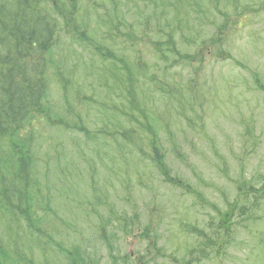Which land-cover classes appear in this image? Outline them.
<instances>
[{
    "label": "rangeland",
    "instance_id": "1",
    "mask_svg": "<svg viewBox=\"0 0 264 264\" xmlns=\"http://www.w3.org/2000/svg\"><path fill=\"white\" fill-rule=\"evenodd\" d=\"M13 2L0 0V7L9 5V8ZM87 2L69 0L67 4V20L75 22L69 32L65 31L64 23L60 26L59 44L66 50L72 44L77 19L81 13L84 16L82 10ZM30 3L33 4L31 0ZM217 5L223 14L217 10ZM49 9L54 12L51 6ZM190 9L199 10L186 19L181 17L182 11H172L169 21H160L159 28L163 33L155 30L149 38L163 42L167 33L176 31L178 49L182 54L190 55L192 63L181 60L178 67L171 69L159 63L154 54H145L141 60L149 67L134 77L130 87L136 88V101L141 106L147 104L149 114L156 115V123L152 124L146 141L150 145L143 146L147 154L141 158L131 147L108 138L113 136L115 127L111 123L121 125L118 131L125 126L105 107L94 116L95 126L90 130L93 134L98 133L108 148H98L94 157L96 171L90 174V179L83 165L86 156L77 154L75 157L76 162L82 161L76 167L74 182L82 204L80 208L68 207L64 212L77 224V233L66 239L70 247L82 245L86 256L95 262L99 259V264H138L142 255L152 256L147 253L150 249L147 242L132 234L135 220L142 222V226L148 225L157 234L161 249L156 264H264L261 246L264 243H259L264 232V203L239 212L242 204L253 206L254 199L246 190L240 200L238 192L241 186L253 188L264 197V0H206L202 7ZM182 32L186 37L180 34ZM212 37L218 41L214 45L209 43ZM150 47L149 41L141 43L142 50ZM130 59H134V54ZM53 73V86L58 88L62 78L56 70ZM121 91L125 90L109 82L101 88V100L106 103L115 94L121 95ZM60 100L61 93L57 89L51 94V106L59 104ZM88 110V103L84 107L76 106L83 118ZM33 127L37 136L35 145L42 139L50 143L45 123L36 120ZM45 129L47 135L43 138ZM136 130L128 132L134 135ZM32 131L33 128L26 129L21 132V137ZM157 135L171 177L187 185L192 194H204L211 201L209 205L215 203L222 212L230 208L236 214L231 223L238 224H233L232 234L224 236V231L212 233L207 238L210 244L220 247L219 255L200 258L201 254L193 250L197 248L195 238L183 231L188 225L209 230L216 226L219 216L211 208L201 207L194 196L165 182L164 176L152 164L154 158L145 160L154 148L151 144ZM75 136L71 134L70 137ZM78 138L68 143L70 138L66 137L60 143L69 157L75 147L83 145ZM88 145L97 148V140ZM13 158L17 161V155ZM62 159L67 161L65 157ZM99 163L108 172L97 166ZM66 174V169L60 171L58 187H62L60 183ZM87 181L89 187L95 188L84 193L88 200L84 201L80 187ZM58 199L59 196L54 207ZM98 199L107 204L108 210ZM85 203L88 209L83 210ZM56 209L60 213L62 205ZM52 215L47 218L45 236L54 221ZM87 218H90L88 227L83 224ZM41 240H28L25 257L19 264L39 263ZM61 241L65 244L63 239ZM225 243H229V248L224 251ZM110 250H114L113 256L109 254ZM56 258L58 260H48V264H65L60 255Z\"/></svg>",
    "mask_w": 264,
    "mask_h": 264
},
{
    "label": "trees",
    "instance_id": "2",
    "mask_svg": "<svg viewBox=\"0 0 264 264\" xmlns=\"http://www.w3.org/2000/svg\"><path fill=\"white\" fill-rule=\"evenodd\" d=\"M13 1L9 8H14V10L7 8L9 5L6 8L0 7V264H8L11 257L9 243L5 241L13 229V223L10 221L16 219L19 223L18 217L22 208L28 204L27 198L30 203L34 201L36 203L37 199L44 194V189L36 186V180L31 181L30 179L32 169L36 164L35 154L39 151L36 148L37 144L35 145L37 136L33 127L34 122L36 120L39 123L51 121L57 125L58 130H61L62 127L70 129L83 125L81 113H78L71 103L83 99L86 96L85 92L91 89V83L81 86L82 79L79 77V71L84 64V58L90 55L92 62L89 65H92L96 59L100 63L94 68L92 76L102 79L104 83L112 81V83H116V86L126 91L127 97L121 98L126 101L127 105L124 106L121 115L125 117L124 119L130 117L132 119L128 121V129L124 128L122 133L116 132L117 137L136 153L145 155L147 153L143 146L150 145L146 141L151 132L150 129L153 127L152 124L156 123V115L149 114L147 104L141 106L136 101V88L130 87L135 81L134 77L146 72V67H149V64L141 60L145 56L144 50L137 56L142 64H138V61L131 64L130 54L139 49L140 39L141 42L147 43L149 41L150 43L149 36L154 33L156 28L157 31L163 33V30L159 28L160 21H167L166 17L172 11H182L180 15L186 19L199 10L190 8L202 7L206 2V0H170L172 2L164 4L163 1L167 0H113L111 2L112 8L106 9L104 16L100 14V10L96 12L94 19L90 18L88 14L79 16L70 42L72 44L66 50L63 45L60 46L58 36L60 26L63 23L65 31L69 32L75 22L73 19L67 20L68 13L65 9L69 0H56V3L59 4L57 6L52 4L53 0H31L35 7L30 3V0ZM128 1H136L134 4L136 24L127 22L129 16L127 14ZM142 4L146 5L144 12L141 9ZM49 6L54 12L50 11ZM87 8L84 6L82 12H87ZM216 8L221 11L218 5ZM221 13L223 14L222 11ZM137 16L139 17L137 18ZM126 27H128L126 32H121L124 35L120 37L122 42H119L114 30L120 33L121 28ZM175 34L176 31L169 32L168 35L166 34V40L163 43L153 42L152 48V54L155 55L156 60L160 59L167 68L171 69L181 59L192 63V57L182 54L178 49ZM216 42L218 41H213V43ZM170 55L173 57L172 60ZM72 61L74 64H79L78 70L75 71L72 68L73 63L71 67L69 66ZM55 70L60 76L65 74L70 82L71 98L63 110L57 105L51 106L52 92L60 89L53 86L55 85V74L53 73ZM151 81L154 82L153 79ZM158 92L162 97L163 94L159 90ZM164 96L166 97L165 92ZM116 107L113 105V108L118 110ZM68 115L70 119L67 117ZM121 115L116 112V117ZM71 116L75 119H72ZM30 128H33L30 135L21 137V132ZM129 129L137 130L133 135L128 132ZM79 130L82 131L88 141L93 136L89 130ZM153 130L155 131L154 128ZM18 137L21 139L17 141L16 138ZM159 143V136L157 135L151 144L154 148L146 160L154 158L152 164L159 172L172 183L180 184L179 180L171 179L166 158L158 146ZM3 154L5 155L4 159ZM14 155H17V161L14 160ZM2 160L3 164L1 165ZM88 184L89 181L84 182L86 187H89ZM246 190L252 193L253 206L242 204L239 212L253 209L260 202L264 203L262 194H258L253 188L247 189L245 187ZM196 197L204 204L206 203L202 194L196 195ZM212 209L218 215L222 213L221 208L215 203L212 205ZM7 215L8 220L6 223H2V219ZM235 215L230 208H227L216 224L215 231L218 233V231H224L228 228L232 231L233 224H238L231 223V216L234 219ZM87 219L85 224L89 225L90 222ZM76 227L77 224L72 223V229L75 230ZM62 229L63 232L58 230L60 235L62 233L61 239H59L60 236L55 239L50 234L46 244L44 229L36 228L35 235H37L38 240L43 238L42 247L45 244L52 256L60 255L61 257L64 255L68 263L88 264L90 259L85 256L84 247L82 245L70 247L66 239V227ZM192 229L193 234L202 235L198 228L196 230L192 227ZM210 234H212L211 231ZM203 235L202 247L195 250L201 254L200 258L202 259L207 257V251L210 248L215 247L207 240L210 236L204 232ZM142 237L152 240L150 247L155 248L158 251L157 255H159L160 248L156 234L151 233L146 228ZM62 239L65 244L61 241ZM259 243H264V232ZM261 246L264 248V244ZM191 262H195V260Z\"/></svg>",
    "mask_w": 264,
    "mask_h": 264
}]
</instances>
